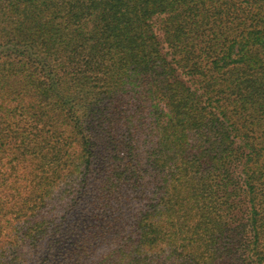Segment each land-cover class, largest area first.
Instances as JSON below:
<instances>
[{
	"label": "trees",
	"instance_id": "16d2710c",
	"mask_svg": "<svg viewBox=\"0 0 264 264\" xmlns=\"http://www.w3.org/2000/svg\"><path fill=\"white\" fill-rule=\"evenodd\" d=\"M0 264H264V0H0Z\"/></svg>",
	"mask_w": 264,
	"mask_h": 264
}]
</instances>
